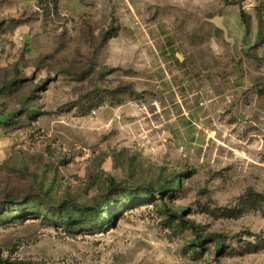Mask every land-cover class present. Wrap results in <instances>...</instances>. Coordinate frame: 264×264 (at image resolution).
<instances>
[{
  "label": "rangeland",
  "instance_id": "obj_1",
  "mask_svg": "<svg viewBox=\"0 0 264 264\" xmlns=\"http://www.w3.org/2000/svg\"><path fill=\"white\" fill-rule=\"evenodd\" d=\"M0 114V264H264V0H0Z\"/></svg>",
  "mask_w": 264,
  "mask_h": 264
},
{
  "label": "trees",
  "instance_id": "obj_2",
  "mask_svg": "<svg viewBox=\"0 0 264 264\" xmlns=\"http://www.w3.org/2000/svg\"><path fill=\"white\" fill-rule=\"evenodd\" d=\"M244 22L246 26L249 28L250 22L247 19H244ZM9 118L5 114H0V122L8 123ZM59 209V219L61 220V223L66 226L70 230V232H76V230L80 229L82 225L80 217H77L74 215L73 211H79V213L82 214L83 208L80 205H69V204H62L60 205ZM101 224H104L103 219L97 223V226H101ZM204 240H200V242H203ZM217 245L220 248L221 247V241L218 239Z\"/></svg>",
  "mask_w": 264,
  "mask_h": 264
},
{
  "label": "water",
  "instance_id": "obj_3",
  "mask_svg": "<svg viewBox=\"0 0 264 264\" xmlns=\"http://www.w3.org/2000/svg\"><path fill=\"white\" fill-rule=\"evenodd\" d=\"M213 23H215L219 28H221L224 32L225 39L227 41H232L233 39L228 36V28L226 25L223 23V18L222 16H217L211 19Z\"/></svg>",
  "mask_w": 264,
  "mask_h": 264
}]
</instances>
